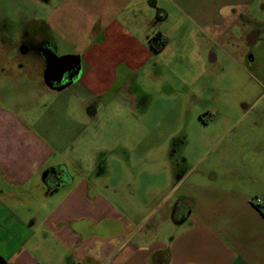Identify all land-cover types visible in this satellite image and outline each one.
<instances>
[{
    "label": "rangeland",
    "instance_id": "rangeland-1",
    "mask_svg": "<svg viewBox=\"0 0 264 264\" xmlns=\"http://www.w3.org/2000/svg\"><path fill=\"white\" fill-rule=\"evenodd\" d=\"M158 32L168 40L161 51L151 44ZM93 40L102 44L88 51ZM51 42L60 56L91 62L87 79L64 94L27 93L12 80L4 95L24 99L57 155L84 160L67 171L85 170L101 187L97 170L109 167L113 183L139 187L136 203L154 197L148 189L168 169L190 171L204 158L205 170L219 155L264 184V0H0V71L33 76L39 62L19 47L41 54L40 43ZM84 87L104 92L100 105L83 100ZM91 102L102 105L98 117L84 112Z\"/></svg>",
    "mask_w": 264,
    "mask_h": 264
},
{
    "label": "crops",
    "instance_id": "crops-1",
    "mask_svg": "<svg viewBox=\"0 0 264 264\" xmlns=\"http://www.w3.org/2000/svg\"><path fill=\"white\" fill-rule=\"evenodd\" d=\"M72 24L68 20L69 28ZM95 43L102 44L87 42L88 51ZM44 46L46 52L35 56L39 71L33 76L0 71V264H264V212L255 205L257 198L264 201V184L258 185L249 171L245 175L255 190L245 189L244 170L226 155L205 170L204 158L190 171L168 169L164 184L151 185L154 197L143 203L133 200L139 187L113 183L116 174L109 167L97 170V177H106L101 187L85 170L67 171L70 163L84 160L57 155L24 99L4 95L12 80L14 89L27 93L64 94L91 74V62L83 55L60 56L52 42ZM64 56L79 57L80 76L60 90L46 84L43 69ZM83 89L81 101L99 100L100 105L104 92ZM99 105L87 103L84 112L98 117ZM163 195L160 202L157 197ZM167 200L161 214L153 215ZM145 208L154 210L140 217ZM150 216L155 219L147 223Z\"/></svg>",
    "mask_w": 264,
    "mask_h": 264
},
{
    "label": "water",
    "instance_id": "water-1",
    "mask_svg": "<svg viewBox=\"0 0 264 264\" xmlns=\"http://www.w3.org/2000/svg\"><path fill=\"white\" fill-rule=\"evenodd\" d=\"M64 64H72L73 68L75 69V73L73 76H71L70 81L67 84H63V80L65 78V72L67 69L60 68V66ZM57 75V76H56ZM80 76V62L79 57L76 56H64L60 58H56L55 60H52L45 72V82L48 86L54 88L55 83H58L59 86L57 89H64L68 85L72 84L76 79ZM57 77V78H56Z\"/></svg>",
    "mask_w": 264,
    "mask_h": 264
},
{
    "label": "flooded vegetation",
    "instance_id": "flooded-vegetation-1",
    "mask_svg": "<svg viewBox=\"0 0 264 264\" xmlns=\"http://www.w3.org/2000/svg\"><path fill=\"white\" fill-rule=\"evenodd\" d=\"M158 33H161V32H158ZM157 34V33H156ZM155 34V35H156ZM253 39H254V36H251V39H250V41L251 42H253ZM255 40V39H254ZM40 44H43V45H41V46H39L40 47V53H44V51L46 52V49L44 48L45 46V43H40ZM37 48V47H36ZM36 48H34V50H32V52H30V49H29V52H28V54L29 55H31V56H37L38 55V53L39 52H37V51H35L36 50ZM19 50H20V55L21 56H26L25 54H24V52L25 51H27L26 50V47H24L23 45H21L20 47H19ZM28 56V55H27ZM45 67H44V69H43V74H44V76H45V73L44 72H46V70H47V68H48V66L49 65H44ZM62 69V68H65V69H67V71L65 72V78H64V80H63V84H67L69 81H70V79H71V76H73L74 75V73H75V69H72L73 68V65L72 64H64V65H62V66H60L59 67V69ZM57 76V75H56ZM57 78V77H56ZM55 85L58 87L59 86V84L58 83H55Z\"/></svg>",
    "mask_w": 264,
    "mask_h": 264
},
{
    "label": "trees",
    "instance_id": "trees-1",
    "mask_svg": "<svg viewBox=\"0 0 264 264\" xmlns=\"http://www.w3.org/2000/svg\"><path fill=\"white\" fill-rule=\"evenodd\" d=\"M151 44H152V47L155 49V51H161L167 46L168 40L164 36V34L157 33L151 39Z\"/></svg>",
    "mask_w": 264,
    "mask_h": 264
},
{
    "label": "built area",
    "instance_id": "built-area-1",
    "mask_svg": "<svg viewBox=\"0 0 264 264\" xmlns=\"http://www.w3.org/2000/svg\"><path fill=\"white\" fill-rule=\"evenodd\" d=\"M255 205L260 208L262 210V212H264V201L260 198H257L255 200Z\"/></svg>",
    "mask_w": 264,
    "mask_h": 264
}]
</instances>
